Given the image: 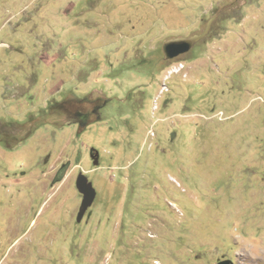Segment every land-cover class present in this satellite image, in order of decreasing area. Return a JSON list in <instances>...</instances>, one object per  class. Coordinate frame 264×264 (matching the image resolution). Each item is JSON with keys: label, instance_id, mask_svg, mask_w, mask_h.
I'll return each mask as SVG.
<instances>
[{"label": "rangeland", "instance_id": "374dc122", "mask_svg": "<svg viewBox=\"0 0 264 264\" xmlns=\"http://www.w3.org/2000/svg\"><path fill=\"white\" fill-rule=\"evenodd\" d=\"M222 260L264 264V0H0V264Z\"/></svg>", "mask_w": 264, "mask_h": 264}, {"label": "flooded vegetation", "instance_id": "af4514ba", "mask_svg": "<svg viewBox=\"0 0 264 264\" xmlns=\"http://www.w3.org/2000/svg\"><path fill=\"white\" fill-rule=\"evenodd\" d=\"M207 29L208 27L205 29L204 32L200 34L205 33ZM203 37L198 42L201 43V41H203ZM178 38H184V37H178ZM178 38H174V39H178ZM193 46L187 52L181 53L175 56L174 58H178L180 55H184V54L186 55L193 48ZM99 100L100 99L98 98L85 99V97L70 99V100L61 99L60 101L50 102L49 104H47V107L48 110H50L52 113L59 114L61 115V117L66 118L68 123L76 125L77 128L79 129H83L88 127L90 124L94 122H98V118H99V114H101L100 113L101 110L108 105V101H109L108 99H103L101 102H98ZM83 103L84 104L86 103L85 107L83 106Z\"/></svg>", "mask_w": 264, "mask_h": 264}, {"label": "water", "instance_id": "95a60500", "mask_svg": "<svg viewBox=\"0 0 264 264\" xmlns=\"http://www.w3.org/2000/svg\"><path fill=\"white\" fill-rule=\"evenodd\" d=\"M206 32L200 35H193L190 37H184L178 39H170L166 41L163 46L164 55L166 59L171 60L175 56L187 52L196 42H198L206 34ZM92 156L96 163V159L98 157L97 153L95 156L94 155ZM75 186L78 192L82 195L79 213L76 219L77 222H80L87 208L90 207L91 204L93 203L96 196V191L92 186V183L83 173H80L77 176ZM216 264H233V263L229 260H222V261H218Z\"/></svg>", "mask_w": 264, "mask_h": 264}, {"label": "built area", "instance_id": "2783aa9c", "mask_svg": "<svg viewBox=\"0 0 264 264\" xmlns=\"http://www.w3.org/2000/svg\"><path fill=\"white\" fill-rule=\"evenodd\" d=\"M175 69H176V68L172 69V72H171V73H174V72L176 73V71H174Z\"/></svg>", "mask_w": 264, "mask_h": 264}]
</instances>
